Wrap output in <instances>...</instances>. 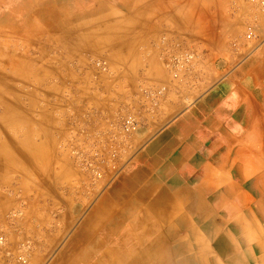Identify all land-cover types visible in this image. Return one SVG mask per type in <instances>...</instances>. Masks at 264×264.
<instances>
[{"label": "crops", "instance_id": "0c3cea01", "mask_svg": "<svg viewBox=\"0 0 264 264\" xmlns=\"http://www.w3.org/2000/svg\"><path fill=\"white\" fill-rule=\"evenodd\" d=\"M0 21L27 49L120 69L94 65L90 118L27 141L71 181L51 216L12 226L0 264H264L263 14L244 0H0Z\"/></svg>", "mask_w": 264, "mask_h": 264}, {"label": "rangeland", "instance_id": "374dc122", "mask_svg": "<svg viewBox=\"0 0 264 264\" xmlns=\"http://www.w3.org/2000/svg\"><path fill=\"white\" fill-rule=\"evenodd\" d=\"M19 36L14 35L10 42L0 30V249L6 235L14 232L12 226L17 221L28 215H35L30 219L36 220L51 216L53 213L45 210L51 204L61 203L65 195L59 190L70 185V169L57 167L53 175L50 168L45 170L53 156L51 149L30 148L27 141L50 140L48 131L69 123L77 111L90 118L92 109L97 107L89 83L94 62L105 61L108 70L104 73L110 77L120 72L110 68L107 53L83 51L80 57L72 58L59 50H43L40 45H26L29 50L24 45L27 42L22 41L27 35ZM33 61L36 65L31 67ZM38 157L42 162L35 166L31 161ZM34 178L39 180V196L28 193ZM48 186L58 193L44 194Z\"/></svg>", "mask_w": 264, "mask_h": 264}, {"label": "built area", "instance_id": "2783aa9c", "mask_svg": "<svg viewBox=\"0 0 264 264\" xmlns=\"http://www.w3.org/2000/svg\"><path fill=\"white\" fill-rule=\"evenodd\" d=\"M248 5H250L252 8H254V10L260 12L261 14L264 15V0H244ZM247 33H246V37L247 39H250L253 36V29L251 27H247ZM95 67H97L98 69H101L102 71H107V65L105 63V61L101 60V61H96L94 62ZM125 129L128 131H134L136 128V122L134 120V118L132 116H127L125 118ZM16 213H19V211H17ZM16 215V214H14ZM3 243V238L0 237V245H2ZM18 260H21L23 262V258L21 256V254L18 255Z\"/></svg>", "mask_w": 264, "mask_h": 264}, {"label": "bare ground", "instance_id": "6f19581e", "mask_svg": "<svg viewBox=\"0 0 264 264\" xmlns=\"http://www.w3.org/2000/svg\"><path fill=\"white\" fill-rule=\"evenodd\" d=\"M14 109V108H13ZM7 111V110H6Z\"/></svg>", "mask_w": 264, "mask_h": 264}]
</instances>
